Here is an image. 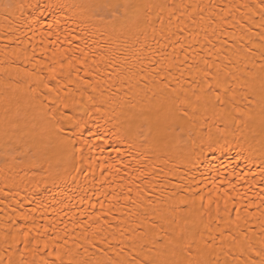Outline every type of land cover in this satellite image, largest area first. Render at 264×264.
<instances>
[{
    "label": "bare ground",
    "instance_id": "1",
    "mask_svg": "<svg viewBox=\"0 0 264 264\" xmlns=\"http://www.w3.org/2000/svg\"><path fill=\"white\" fill-rule=\"evenodd\" d=\"M0 264H264V0H0Z\"/></svg>",
    "mask_w": 264,
    "mask_h": 264
}]
</instances>
